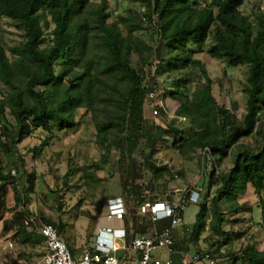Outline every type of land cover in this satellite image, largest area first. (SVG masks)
Returning <instances> with one entry per match:
<instances>
[{
	"label": "trees",
	"instance_id": "16d2710c",
	"mask_svg": "<svg viewBox=\"0 0 264 264\" xmlns=\"http://www.w3.org/2000/svg\"><path fill=\"white\" fill-rule=\"evenodd\" d=\"M134 1L143 11L120 13L110 21L108 0H0V20L7 17L23 31L20 43L9 49L0 45V149L10 160L9 166H0V218L7 209L11 186L14 216L4 229L15 228L23 245L44 240L24 223L37 176L27 172L18 145L37 130L45 132L46 137L33 149L35 155L40 154L59 132L79 126L76 114L81 108L91 115L96 142L104 150L101 161L88 168L104 169L114 148L119 151L123 174L131 172V161L139 153L149 162L154 181L173 175L155 159L158 144L168 135H175L171 147L184 154L208 148L207 154L219 164L230 155L228 170L219 172L212 165L208 173L196 220L185 227V248L193 245L197 252L212 254L210 248L230 244L233 239L231 230L224 228L227 218L221 202L228 204L232 214L249 210L240 199L250 186L263 203L264 221V14L252 18L244 13L241 7L246 0ZM50 24L54 27L46 33ZM142 30L157 36L154 45L137 35ZM202 53L224 60L227 66L248 67L241 120L216 99L215 81L197 57ZM134 54L140 69L133 65ZM167 73L174 76L171 86L163 89L162 102L171 98L178 106L166 126L150 124L146 110L156 90L149 81L156 82V76ZM154 108L157 114H165L163 103ZM181 120L189 125V132L178 138ZM253 135L261 137L254 146L240 142ZM72 174L69 169L65 179ZM85 174L97 180L94 172L86 170ZM23 177L26 188L21 186ZM146 185L156 188L154 183ZM136 186L140 202L142 186ZM122 187L127 190V179ZM96 211L95 221L104 205L98 203ZM128 212L132 214L129 208ZM166 222L168 226L170 221ZM152 224L148 217L145 222L134 220L133 234L141 229L147 232ZM207 230L211 231L209 249H201L200 239ZM241 256L248 264H264V249L255 243L246 244Z\"/></svg>",
	"mask_w": 264,
	"mask_h": 264
},
{
	"label": "rangeland",
	"instance_id": "374dc122",
	"mask_svg": "<svg viewBox=\"0 0 264 264\" xmlns=\"http://www.w3.org/2000/svg\"><path fill=\"white\" fill-rule=\"evenodd\" d=\"M92 1L100 2V0ZM209 1L200 0V2ZM108 3L111 12L110 21L115 20L120 13L143 11V6L134 0H108ZM241 10L252 18L263 15L264 0H246ZM49 27L45 28L46 33L54 25L50 24ZM137 35L153 45L157 37H152L148 30L138 31ZM22 40L23 31L11 19L2 18L0 20V45L9 49ZM8 53L11 55L9 50ZM197 57L205 62L215 81L213 93L218 102L224 104L236 114L238 120H241L245 113L243 87L248 67L246 65L227 66L224 60L212 58L207 53L198 54ZM152 61L155 63L157 59L153 57ZM132 62L135 67L142 68L138 55L132 56ZM173 76L174 73L160 74L156 76V82H153L152 79L149 81L156 88H154L156 95L153 104L162 106L163 103L166 109L165 114H154L152 107L147 108L146 118L150 124L166 126L174 117L178 102L171 98H166L162 102L161 97L163 89L171 86ZM7 118L13 122L11 115H8ZM76 119L80 122L79 126L59 132L52 139L51 144L38 155L34 154L33 149L41 143L47 134L40 130L35 131L18 145V155L26 161L27 172L37 176L35 189L30 194L27 203L29 213L26 217L35 216L42 223L53 222L77 255L94 240L93 232L96 224L94 216L97 213L98 203H102L105 209L109 198L123 196L132 213L131 231L134 232L136 229L134 220L142 222L143 219L139 214V197L136 196L137 184L140 182L148 185L154 183L156 188L152 191L155 198L178 200L183 199L186 194L191 193L198 186L201 188L200 195L205 193L208 173L213 166L219 172L226 171L231 166L230 155L219 164L212 156L202 153V150L195 153H181L171 147L172 142L175 141V135H168L158 144L155 159L160 166H167L171 169L173 175L166 174L165 177L154 181L149 162L139 153H136L137 160L131 161V172L123 174L119 171V151L114 148L111 150L109 162L104 169L88 168L92 163L101 161L104 150L96 142V128L91 115L81 108L77 110ZM178 126L181 129L176 135L178 138L189 132V125L184 120L179 121ZM256 139L260 141L261 137L253 135L242 138L240 142L254 146ZM9 165V158L0 149V166ZM11 167L12 171H16L14 165ZM69 169H73V174L65 179ZM86 170L94 172L97 180L86 176ZM126 179L127 190L124 191L122 183ZM26 184V178L23 177L21 186L26 188ZM211 193L213 194V190ZM240 202L245 203L249 210L232 214L228 212V204L224 201L221 202L222 210L226 213L227 218L224 228L226 231L231 230L233 240L230 244L222 245L219 248H210L216 259V264H248L242 258L241 251L249 243H255L260 250L264 249L263 203L252 186L241 197ZM14 204V193L12 187L9 186L6 198L7 209L3 210L0 218V264H39L45 254L44 243L32 246L23 245L16 235L15 228L9 232L3 230L4 223L13 219L14 211L11 209ZM198 204L188 201L184 204L183 222L178 227V242L185 251L188 249L185 248L187 245L185 238L188 236L185 227H191L195 222L196 214L199 211ZM3 233H7L8 236ZM210 235V230L203 233L200 239L201 249H209ZM189 248L193 253L198 250L193 245H190ZM229 254L235 255L230 257Z\"/></svg>",
	"mask_w": 264,
	"mask_h": 264
},
{
	"label": "built area",
	"instance_id": "2783aa9c",
	"mask_svg": "<svg viewBox=\"0 0 264 264\" xmlns=\"http://www.w3.org/2000/svg\"><path fill=\"white\" fill-rule=\"evenodd\" d=\"M152 101L148 106L154 108L155 92L150 94ZM154 114L157 110L154 108ZM209 149L202 150L207 154ZM16 174V171H12ZM139 214L148 217L152 223L169 220L168 226L161 230L154 228L149 233L132 235L128 222V207L123 196L107 200L103 213L98 217L94 240L77 255L69 248L58 228L52 223L39 222L35 216L27 217L24 223L28 230L37 233L44 240L45 254L39 264H125L122 254L133 250L138 254L134 264H216L210 253L195 252L189 259L178 263L170 256H163L162 251L174 252L176 243L175 231L182 225L184 204L198 202V186L183 199H157L146 183L140 182ZM122 253V254H121Z\"/></svg>",
	"mask_w": 264,
	"mask_h": 264
},
{
	"label": "crops",
	"instance_id": "0c3cea01",
	"mask_svg": "<svg viewBox=\"0 0 264 264\" xmlns=\"http://www.w3.org/2000/svg\"><path fill=\"white\" fill-rule=\"evenodd\" d=\"M184 214V213H183ZM127 217H128V222H129V225H131V227H132V220H131V215H130V213L128 212V215H127ZM143 217V220H144V222H145V220L147 221V217H144V216H142ZM167 221H169V220H167ZM169 224V223H168ZM167 225V222H166V220H161V221H159V222H157V223H153L152 224V226H151V228H149L148 230H147V232H145V233H149V232H151L152 231V229H154V228H157V229H159V230H161L162 228H164L165 226ZM130 227V228H131ZM143 228V227H142ZM3 230H5L4 229V226H3ZM131 230V229H130ZM11 231V230H10ZM7 232H9V231H7ZM16 232V231H15ZM134 232L132 231V235H134L133 234ZM5 236H8V234L7 233H3ZM93 234H94V232H93ZM137 234H143L142 233V229L139 231V232H137ZM137 234H135V235H137ZM178 237H179V235H178V228L176 229V231H175V238H176V243H177V247H175V250H174V252H172V253H169L168 251H162L161 252V254L163 255V256H170V257H172L173 258V260H175L176 262H182V260H184V259H189L190 257H191V255L193 254V252H191L192 250H190L191 248H189V246H187V250L185 251V249L183 248V247H181V245H180V242H178ZM25 245H30V246H32L31 244H25ZM192 247V246H191ZM184 249V250H183ZM122 254V253H121ZM124 255V256H123ZM122 256H123V258L125 259V264H134L136 261H137V259H138V254L135 252V251H133V250H130V251H127L126 253H123L122 254Z\"/></svg>",
	"mask_w": 264,
	"mask_h": 264
}]
</instances>
